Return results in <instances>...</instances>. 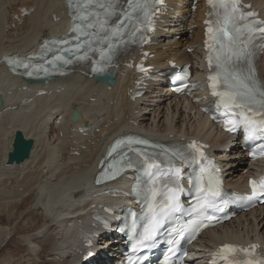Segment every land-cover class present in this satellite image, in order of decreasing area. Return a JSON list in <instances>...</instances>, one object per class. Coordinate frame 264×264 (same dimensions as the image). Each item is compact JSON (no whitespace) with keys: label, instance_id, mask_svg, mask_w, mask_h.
Wrapping results in <instances>:
<instances>
[{"label":"bare ground","instance_id":"obj_1","mask_svg":"<svg viewBox=\"0 0 264 264\" xmlns=\"http://www.w3.org/2000/svg\"><path fill=\"white\" fill-rule=\"evenodd\" d=\"M257 6H263L264 0H256ZM21 7H29L27 0H0V57L4 53H12L18 44H25L34 37L47 35L51 25L46 24L41 12L34 14L32 20L25 19L24 24L17 29L7 30L1 27L8 21V14ZM264 12V11H263ZM60 17V14L57 13ZM41 22L45 25L41 26ZM192 22V21H191ZM193 24L199 23L194 20ZM170 33H160L158 41L167 51H158L157 57H171L180 63L190 61L186 52L197 41V30L193 32L194 40L189 41L186 32L178 26L171 25ZM182 35L180 41H174L170 34ZM183 47L185 49H183ZM176 48V49H174ZM156 50V48H155ZM264 74V60L261 64ZM121 68L117 81L108 91L101 85H93L84 78H78L72 84H65V91L52 95L58 101L57 106L40 109L39 98L26 109L32 113L26 116L22 111L0 118V264H73L71 254L75 246L71 232L66 229L68 221H76L79 228L86 223L89 207L106 200H96L94 194L86 190L89 176L87 169L101 147L108 144L116 136V130L126 121L131 120L135 110L128 107L124 96L126 78L129 74ZM16 81L4 79L3 68L0 65V96L5 99L1 106L3 111L17 95ZM59 86V85H57ZM51 90V89H48ZM163 91V90H161ZM20 93H24L20 90ZM165 95V96H163ZM68 97V98H67ZM66 99V101H64ZM95 99V102H90ZM64 101V102H62ZM97 106H102V114L95 119L92 113ZM80 112L77 124L84 126L89 122L94 125L90 131V139L71 132L70 128H63L54 124L55 120L63 115V122L67 120L69 112ZM139 114L135 122L147 133L174 141L195 137L207 141L213 147V152L224 164L227 184L245 182L243 170L245 162L239 151L230 155H222V145L229 138L217 131L198 113L189 108H180L177 101L174 103L167 99V94L154 90L146 98V102L138 105ZM20 131L26 139L34 142L30 158L19 165H6L8 154L12 151V142L15 132ZM57 135H63V142L57 140ZM86 146V150L80 148ZM80 150V157H71L70 150ZM259 225H262L260 234L264 236V211L257 216ZM242 229L240 232L238 228ZM222 233V236L219 234ZM232 233L244 236L246 233L245 221L240 219L226 225L223 231L212 234L209 240L214 243L218 238L225 241L236 239ZM17 237L25 247L17 258L13 251L9 254L11 237ZM17 246V245H16ZM6 254L2 255L4 250ZM15 249V248H14ZM13 249V250H14ZM8 255V257L6 256ZM6 256V257H4Z\"/></svg>","mask_w":264,"mask_h":264},{"label":"water","instance_id":"obj_2","mask_svg":"<svg viewBox=\"0 0 264 264\" xmlns=\"http://www.w3.org/2000/svg\"><path fill=\"white\" fill-rule=\"evenodd\" d=\"M32 145L33 142L31 140L26 141L21 132H17L14 144V152L10 154L9 163L14 161L17 163L22 162L29 156V151Z\"/></svg>","mask_w":264,"mask_h":264},{"label":"rangeland","instance_id":"obj_3","mask_svg":"<svg viewBox=\"0 0 264 264\" xmlns=\"http://www.w3.org/2000/svg\"><path fill=\"white\" fill-rule=\"evenodd\" d=\"M11 239H12V241L10 240V246L9 247H7L6 249H9V254L11 253V252H13V251H18V249H19V251H18V253H16L15 255H16V257L18 256H20L19 254H21L23 251H25L24 249H25V247H23L22 248V246H24V245H19V243H21V244H23L21 241H20V239L19 238H17V237H11ZM17 245V246H16ZM15 248V249H14ZM4 250L3 252H2V255H4V254H6L7 252V250ZM14 249V250H13ZM11 254H13V253H11ZM10 254V255H11ZM7 257H8V255H6ZM6 256H4V257H6ZM17 257V258H18Z\"/></svg>","mask_w":264,"mask_h":264}]
</instances>
